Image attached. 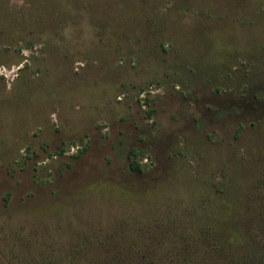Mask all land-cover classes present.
Instances as JSON below:
<instances>
[{
    "label": "rangeland",
    "instance_id": "rangeland-1",
    "mask_svg": "<svg viewBox=\"0 0 264 264\" xmlns=\"http://www.w3.org/2000/svg\"><path fill=\"white\" fill-rule=\"evenodd\" d=\"M48 260L264 264V0H0V264Z\"/></svg>",
    "mask_w": 264,
    "mask_h": 264
},
{
    "label": "trees",
    "instance_id": "trees-1",
    "mask_svg": "<svg viewBox=\"0 0 264 264\" xmlns=\"http://www.w3.org/2000/svg\"><path fill=\"white\" fill-rule=\"evenodd\" d=\"M117 149H119V148H117ZM130 152H134L133 151V149L131 148L130 150H129V153ZM131 153V154H132ZM133 155H134V153H133ZM128 169L130 170V171H133V170H139L140 169V165H139V163L135 160V158L133 157V159L131 160V162L128 164ZM214 253H217V252H214ZM57 260H59V259H57ZM121 261H122V259H121ZM148 263L149 264H152L151 263V261H148ZM29 264V263H28ZM33 264H57V263H55V262H53V261H50V260H48V261H45V262H33ZM108 264H115V262L114 261H111L110 263L108 262ZM122 264V263H121Z\"/></svg>",
    "mask_w": 264,
    "mask_h": 264
}]
</instances>
